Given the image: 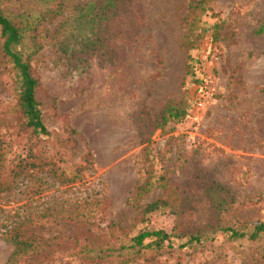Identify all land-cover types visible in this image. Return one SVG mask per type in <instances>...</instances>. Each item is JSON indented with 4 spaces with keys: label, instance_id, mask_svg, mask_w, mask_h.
I'll use <instances>...</instances> for the list:
<instances>
[{
    "label": "rangeland",
    "instance_id": "rangeland-1",
    "mask_svg": "<svg viewBox=\"0 0 264 264\" xmlns=\"http://www.w3.org/2000/svg\"><path fill=\"white\" fill-rule=\"evenodd\" d=\"M106 1L0 0L6 14L29 22L44 9L61 11L46 18V34L39 32L35 44L25 38L38 81L35 98L48 130L78 136L60 167L90 163L66 187L78 198L99 191L105 202L104 209L81 204L71 213L76 222L88 211L85 225L69 221L44 233H60L64 246L54 247L63 249L56 262L93 264L91 257L109 253L106 264H264V240L228 243L213 233L177 248L212 229L202 196L209 182L232 198L217 216L220 226L264 221V0H114L102 17ZM69 4L90 6L77 12ZM66 35L71 43L81 37L93 44L73 43L66 57L54 44ZM5 76L3 101L10 96ZM195 80H206L210 94L199 111ZM165 108L172 117H161ZM163 171L178 195L174 204L183 207L144 212L161 194L156 179ZM150 174L147 192L134 196ZM152 230L170 234L172 247L135 255L129 238ZM79 245H87L90 257H65ZM10 252L0 240V264Z\"/></svg>",
    "mask_w": 264,
    "mask_h": 264
},
{
    "label": "trees",
    "instance_id": "trees-1",
    "mask_svg": "<svg viewBox=\"0 0 264 264\" xmlns=\"http://www.w3.org/2000/svg\"><path fill=\"white\" fill-rule=\"evenodd\" d=\"M85 5L69 4L77 12L90 6L88 4L84 7ZM113 6L114 0H107L102 5V17H106V10H111ZM191 7L195 10L198 6L195 4ZM59 12L61 11L44 9L36 18L30 17L32 20L29 22L27 16L19 13L6 14L0 7V59L3 61L0 75L10 78L5 87L10 96L5 101L0 100V240L11 246V252L4 264H61L60 260L56 261L60 259L63 249L53 250L54 247L64 246L60 233L48 237L44 233L52 226L64 225L69 221L78 226L85 225L88 211L86 214L81 212V220L74 222L72 219L71 213L78 207L101 205L105 208L99 191H91L83 198H78L70 187H66L75 183L83 170L90 169V163L85 166L60 167V158L73 149L78 136L73 131L60 136L48 130L41 121L39 104L35 98L38 81L29 66L31 53L24 50L25 38L28 37L30 43L35 44L34 40H37L39 32L44 31L46 34V18L54 20ZM68 36L54 42L58 51L66 57L74 53L73 43L84 49L88 44H93L82 42L81 37L71 43L70 40L74 37ZM182 114L183 112H179V115ZM172 116L169 108L161 111V117ZM86 156L90 157L89 152ZM150 179L151 174L135 188L134 196L147 192ZM50 181L55 184L52 185ZM156 181L161 194L145 204L143 211L149 212L157 208L174 211L181 209L183 205L174 204L175 201L172 200L178 198V195L170 188L167 172L160 173ZM68 191L75 197L74 200L65 195ZM202 196L209 205L212 229L208 233L189 235L177 248L211 240L213 233H219L228 243L246 241L255 244L264 240V221L242 222L233 226L219 225L218 214L232 200L225 187L209 182L203 187ZM128 242L135 255L159 251L163 246L170 248L173 245L170 234L162 230L141 231L130 237ZM119 248L124 249L125 246L121 245ZM105 251L112 249L106 248ZM75 256L82 259L90 257L87 245H79L77 248L74 246L65 254L66 258ZM110 256L113 255L106 253L104 256L91 257L90 261L93 264H106L105 258ZM95 260L98 261L94 263ZM130 260L125 259L123 263Z\"/></svg>",
    "mask_w": 264,
    "mask_h": 264
},
{
    "label": "built area",
    "instance_id": "built-area-1",
    "mask_svg": "<svg viewBox=\"0 0 264 264\" xmlns=\"http://www.w3.org/2000/svg\"><path fill=\"white\" fill-rule=\"evenodd\" d=\"M209 97L208 82L199 80L194 90V108L198 111L201 110Z\"/></svg>",
    "mask_w": 264,
    "mask_h": 264
}]
</instances>
